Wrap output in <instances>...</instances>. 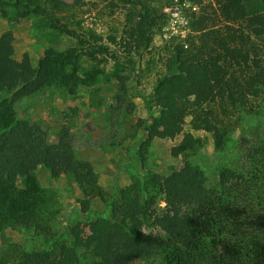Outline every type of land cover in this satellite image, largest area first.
I'll list each match as a JSON object with an SVG mask.
<instances>
[{
	"label": "rangeland",
	"instance_id": "rangeland-1",
	"mask_svg": "<svg viewBox=\"0 0 264 264\" xmlns=\"http://www.w3.org/2000/svg\"><path fill=\"white\" fill-rule=\"evenodd\" d=\"M27 1L0 5V42L9 44L11 58L26 54L36 64L46 49L62 53L76 47L77 66L68 65L73 77L66 85L46 81L31 95L20 90L6 95L8 125L15 130L22 122L30 123L51 149L67 143L77 166L94 170L98 183L81 189L69 173L57 175L42 166L32 172L23 169L16 187L37 185L40 219L30 227L0 222V258L12 263L24 251L49 250L59 264H164L167 255L161 245L170 232L163 225L177 222L179 205L199 199L160 190V176L192 164L204 171L206 188L216 196L218 175L223 170L245 172L246 147L264 139V97L250 110L232 109L218 98L223 62L238 55L231 48L220 52L214 76L189 95L204 103L186 118L160 121L153 87L171 73L168 63L177 48L198 43L201 27L221 30L228 46L253 28L264 34V14L257 15L258 26L252 28L246 10L249 3L264 5V0H56L58 9L49 6L51 0ZM142 6L153 10L157 21L149 49L138 54L122 45L129 42V29ZM53 17L80 38L79 46L50 28ZM101 47L107 54L99 53ZM120 190L132 192L143 213L133 231L116 219L113 203ZM258 197H253L252 207L260 206ZM210 208L200 225L207 250L197 246L185 258L213 264V241H219L213 220L219 219L240 234L229 247L215 245L219 264H264V220L246 210ZM100 219L116 224L97 243L89 227ZM180 256L178 250L175 257Z\"/></svg>",
	"mask_w": 264,
	"mask_h": 264
},
{
	"label": "trees",
	"instance_id": "trees-1",
	"mask_svg": "<svg viewBox=\"0 0 264 264\" xmlns=\"http://www.w3.org/2000/svg\"><path fill=\"white\" fill-rule=\"evenodd\" d=\"M22 1L29 3L27 0H0V5L18 6ZM50 2L51 8L58 9V1ZM262 6L264 5L261 2L249 3L246 9L249 27L258 26L257 15L264 14ZM41 10L48 12L47 9ZM49 21L51 29L65 35L79 46L78 36L66 26L59 25L54 17ZM156 21L155 12L142 6L137 12L135 24L129 29V42L122 46L138 54L146 52L152 42ZM254 31V28L251 29L230 47L223 39L224 33L221 30L201 27L198 43L188 48H177L168 63L171 73L158 79L153 87L152 100L160 110L159 120L179 121L191 115L195 108L201 107L204 101L190 99L189 95L197 86L205 84L214 76L220 65V52L225 48L236 50L238 55H232L231 59L235 61L229 59L223 62L224 80L217 86L218 98L232 109H252V105L264 97V34ZM75 49L76 47H71L62 53L46 49L34 64L26 54L17 60L12 59L9 44L0 42V222L30 227L40 219L42 200L34 192L37 191V185L34 183L25 190L16 187L23 169L32 172L42 166L47 170L55 169L57 175L69 173L81 189L98 183V175L94 170H82L77 166L76 156L67 143L62 142L55 149H51L28 122H22L15 130H10L7 122L9 111L4 107L7 104L6 95L16 90L31 95L46 81L66 85L73 77L67 73L68 65L77 66ZM106 52L107 49L103 47L99 49L100 54H107ZM129 107L132 109L133 105ZM188 136L187 145L191 146V136ZM245 157V172L223 170L218 175L217 195L213 197L206 188L207 177L204 171L192 164L185 163L170 174L160 176V190L173 191L180 197L196 194L199 199L198 203L179 205L182 209L177 210V222L174 225H163L170 232L161 245L163 254L167 255L164 257L167 261L164 264H194L185 257L188 251L197 246H205V231L200 229V225H204L202 217L206 215L209 206L213 212L246 210L254 213L257 220H264V139L250 143L246 147ZM255 196H259L260 206L252 207ZM113 205L117 222L125 229L133 231L143 221L142 210L132 192L120 190ZM85 206L89 207L88 201ZM157 219L159 223L155 224L159 226L161 216ZM115 224L110 219H100L89 228L96 242L102 243ZM238 232L236 228L222 223L219 219L213 220V234L219 240L213 241V252L210 253L213 254V264H219L215 245L221 243L229 247L238 240ZM241 242L245 243V240ZM178 250L181 256L175 257ZM0 264H59V260L49 250L24 251L12 263L0 258Z\"/></svg>",
	"mask_w": 264,
	"mask_h": 264
}]
</instances>
